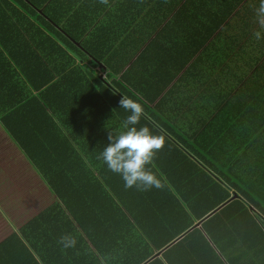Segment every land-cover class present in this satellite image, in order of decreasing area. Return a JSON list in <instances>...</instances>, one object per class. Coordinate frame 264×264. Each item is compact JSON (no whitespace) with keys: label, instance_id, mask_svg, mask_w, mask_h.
Listing matches in <instances>:
<instances>
[{"label":"trees","instance_id":"trees-1","mask_svg":"<svg viewBox=\"0 0 264 264\" xmlns=\"http://www.w3.org/2000/svg\"><path fill=\"white\" fill-rule=\"evenodd\" d=\"M104 8L78 7L70 0H0V123L54 194L53 208L43 216L54 211L50 221L56 227L77 223V230L85 218L102 224L93 234L77 231L76 239L88 238L114 264L127 247L124 234L145 232L147 220L165 226L160 242L179 237L186 244L183 264H264V113L230 118L235 135H193L201 149L194 146L192 152L179 149L168 134L169 163L150 166L164 184L159 189H125L120 176L97 158L109 130L118 131L129 114L119 100L133 96L128 85L134 75L132 62L108 54L117 37L109 33L118 25L97 21L94 15ZM100 63L104 74L95 68ZM142 102L141 124L158 131ZM73 176L80 178L71 182ZM90 177L98 185L104 180L109 191L102 187L101 199L89 200ZM58 236L45 245L50 264L72 253ZM105 238L107 250L101 248ZM234 242L251 252L234 253L226 245Z\"/></svg>","mask_w":264,"mask_h":264},{"label":"crops","instance_id":"crops-1","mask_svg":"<svg viewBox=\"0 0 264 264\" xmlns=\"http://www.w3.org/2000/svg\"><path fill=\"white\" fill-rule=\"evenodd\" d=\"M70 2L94 9L105 6L94 15L97 21L118 25V31L109 33L117 37L110 38L107 53L115 54L120 63L132 62L131 94L144 96L152 125L175 138L182 151L192 152L194 146L201 149L193 135H235L231 129L237 125H230V118L249 120L264 113V29H259L255 13L259 0H109L108 5L100 0ZM257 30L262 33L260 40L253 35ZM129 63L122 69H128ZM102 67L100 63L95 68L104 74L106 68ZM170 152L165 144L152 165L166 166ZM79 178L73 176L71 182ZM90 180L93 190L88 192L89 200L101 199L106 195L102 187L109 191L102 185L104 180L102 186L92 177ZM54 202L53 192L0 123V264H50L52 260L45 259L44 254L50 251L45 245L52 235L59 234V239L73 231L76 237L77 231L93 234L103 226L85 218L78 230L77 223L72 227L57 223L56 227L50 221L54 211L43 216ZM144 224L145 232L124 234L127 247L121 248L115 264L187 262L186 244L178 243L179 237L160 242L159 237L167 234L161 229L165 226L148 220ZM106 246L105 238L101 248L107 250ZM70 248L71 255L57 264H114L108 253L100 254L88 238L79 243L76 239L75 249ZM77 255L90 257L92 263Z\"/></svg>","mask_w":264,"mask_h":264},{"label":"clouds","instance_id":"clouds-1","mask_svg":"<svg viewBox=\"0 0 264 264\" xmlns=\"http://www.w3.org/2000/svg\"><path fill=\"white\" fill-rule=\"evenodd\" d=\"M100 3L108 5L109 0H100ZM255 13L259 29H264V0H259ZM253 35L257 40L262 38L260 30L255 31ZM142 99L138 93L133 96H121L120 108L129 114L122 121L118 131L109 130L108 143L97 158L106 165L108 171L120 176L125 189L148 191L164 186L162 179L150 166L157 153L164 148L167 135L164 130L155 131L147 124H141V118L145 115ZM58 243L65 249L75 247L76 237L63 234Z\"/></svg>","mask_w":264,"mask_h":264},{"label":"rangeland","instance_id":"rangeland-1","mask_svg":"<svg viewBox=\"0 0 264 264\" xmlns=\"http://www.w3.org/2000/svg\"><path fill=\"white\" fill-rule=\"evenodd\" d=\"M19 192H21V193H26L27 191H22V190H20ZM258 222H260L261 224H262V222L258 219ZM263 225V224H262ZM264 226V225H263ZM240 243H233V247H230V244H226L233 252H234V250H235V252L234 253H236L237 254V252L238 251H240V250H244L247 254H249V252H251V251H249L248 249H245L244 247L242 248V249H240L238 246H240L239 245ZM228 247H226L227 249H225V250H222V253H223V255H225V253H227V251L229 250V248ZM240 254H244V253H240ZM227 255V254H226ZM225 257V256H224ZM227 262V264H235V263H233V262H230V263H228V261H226Z\"/></svg>","mask_w":264,"mask_h":264},{"label":"water","instance_id":"water-1","mask_svg":"<svg viewBox=\"0 0 264 264\" xmlns=\"http://www.w3.org/2000/svg\"><path fill=\"white\" fill-rule=\"evenodd\" d=\"M237 194L235 193L234 196H236Z\"/></svg>","mask_w":264,"mask_h":264}]
</instances>
